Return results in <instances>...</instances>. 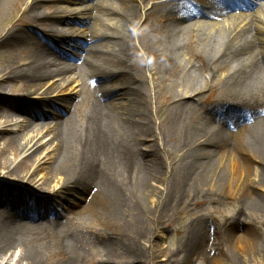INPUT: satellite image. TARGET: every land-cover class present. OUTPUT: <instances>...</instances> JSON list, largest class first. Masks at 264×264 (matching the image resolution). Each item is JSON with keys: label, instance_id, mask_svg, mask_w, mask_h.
Masks as SVG:
<instances>
[{"label": "rangeland", "instance_id": "obj_1", "mask_svg": "<svg viewBox=\"0 0 264 264\" xmlns=\"http://www.w3.org/2000/svg\"><path fill=\"white\" fill-rule=\"evenodd\" d=\"M30 1L4 0L5 5L0 7V79H5L12 72L19 74L27 63L23 59L29 57L30 53L26 52L27 47L23 41L18 40L19 36L25 34L39 40L43 45L47 44L43 41V36L48 32L45 29L46 22L37 21L32 15L29 5L33 2ZM101 2L100 9L94 13L96 20L93 22L83 18L86 17L83 9L91 5L92 0H72L66 4L67 7L56 11L51 10V7L59 4L60 0L50 5L42 1L36 9L49 17L51 11L55 17L73 12L70 18L63 17L64 21L59 24L67 36L65 39L76 37L80 38L79 44L89 43L87 34H73L77 29L85 33L89 28L93 35L102 34L98 37L101 39L96 41L102 42L104 46H98L101 54L97 60H100L98 64L102 71L108 69L107 62L110 54L112 55L111 51L121 44L113 39L118 38L124 42L127 35H131L134 50L129 53L128 64L123 70L128 71L130 63L134 65L136 74L145 84V92L140 93L139 98L132 88L130 92H133L134 96L130 94L127 100L112 101L117 94L104 99L105 104H117L116 110L129 113L139 98L142 101V109L148 114L146 126H149V131L152 130L145 136L136 139L131 136L128 139L130 145L132 144L128 146V153L132 155L136 152L141 157L135 168H120L116 171L112 169L113 172L106 178L109 186L116 187L115 191L125 207L115 210L114 215H111L110 211L102 213L107 215H102L89 209L83 210L89 203L87 199L84 205H80L84 202L78 196L69 197L60 190L56 195L49 193L57 182L52 171L48 169V158L53 147L51 128L56 121L54 115L62 113L59 118L69 119L74 132L78 134L85 127L88 115L95 111L92 91L97 87L96 78L90 79L88 76L90 64L85 49H75L68 53L69 56L82 55L81 60H78L79 65L73 62L79 66L80 71L73 73L71 83L63 87L65 92L59 93L57 90L49 96L53 98L58 94L61 96H56L57 98L67 99L70 108L64 110L65 112L61 110V106L52 105L50 110H46L44 118L12 114L10 121L3 124L6 119L5 111L11 112L13 104L26 97L24 81L10 82L11 87H8L5 93L11 103H0V131L3 132L0 135V214L8 212L13 216L17 215L19 221L13 236L22 249L36 251L39 264H134L131 263V248L135 244L143 249L141 252L144 257L140 264H228L231 260L235 261V264H264V208L250 205L252 200L251 203L259 202L264 206V164L255 163L249 155L244 158L240 154L231 153L232 155L221 160L219 168L228 175L230 163H233L232 159L235 158L236 174L228 175V181L219 189L212 182H207L200 188L190 189L187 179L193 154L219 152V146L222 145L220 138L227 137V142L230 138L228 134L233 133L237 137L240 128H249L264 119V92L259 97V104L253 108L241 111L230 108V105H233L230 97L235 98V95H231L226 89L225 82L230 81V87H243L245 84L241 80L238 81V77L229 71L235 65L234 61H224L215 70L214 77H209V70L203 68L199 58L208 62L212 46L208 44L205 47L203 42L193 41L182 50L180 56L175 57L173 51L169 50L167 56L173 59L172 63H168L164 57L167 52L166 44L161 43L165 40L160 33L164 30L165 35L170 36L178 30L185 32L194 25L197 29V26L209 29L208 27L215 25L219 28V24L226 20L223 10L229 4L233 7L227 15L232 16L231 18L238 17L234 20L237 25L247 17L242 15L254 12L255 7L261 5L262 1L248 3L240 0L238 3L235 0L234 4L238 5L235 6L230 0H218L212 3L219 4L214 9L216 16L208 14V3L201 2L204 5L203 13L184 19L180 15L191 12L193 7L202 10L203 5L197 0H134V4L138 6L137 22L127 26L117 37L110 35L113 25L118 22V19L116 22L111 15L113 10L110 9L116 1ZM159 5L162 8L155 12V7ZM23 8H27L25 13L21 12ZM263 10L261 15L264 18ZM209 17L212 19H208ZM230 19L228 22L232 24ZM116 32L120 33L119 30L114 33ZM191 32L195 34V29ZM191 32L187 31L185 35ZM199 33L200 31L197 34ZM10 34H15L16 38L11 40L12 35L8 38ZM185 38L179 36L177 41L183 45ZM5 39L6 42L3 41ZM26 44L30 45L31 42ZM259 51L264 52V48L259 47ZM174 57L177 62H174ZM62 60L72 63L69 59ZM188 60L191 63L195 61L196 65L193 75L188 73L191 75L189 78L185 76L186 70H180L187 65ZM119 72L120 70H115L114 74ZM251 73L258 78L259 86L263 88L264 68ZM245 75H250V71ZM78 78L81 82L78 80L77 83ZM158 80H161L160 87L156 85ZM55 81L57 83L60 79L54 77L50 83ZM197 87H201L203 92L191 96L189 90H195ZM101 89L104 91L105 88ZM49 101L51 100L47 102ZM103 109L105 110V107ZM106 111L111 114L109 110ZM16 114H19L18 111ZM225 116L228 124L221 121ZM29 126L32 131L24 132V138L37 136V139L42 141L38 153L31 159H27V153L20 150L17 142L9 139L14 133ZM201 129L208 131L212 136L210 140H204L207 144H202V140H194V131L199 132ZM118 133L123 134L124 131ZM214 137L217 140H214ZM151 152L157 155L156 159L148 160V154ZM236 156L240 157L243 163L238 161ZM46 159L47 162L44 163ZM153 162L157 163L160 180L147 177V173L153 168ZM12 171H16V174ZM31 173L35 177L33 182H29ZM144 181L153 194L147 199L145 207L136 214L131 211L129 202L131 198H137L132 187L137 183L143 184ZM93 186L89 189L95 191ZM123 186L125 188L121 190ZM58 189L57 186L56 190ZM5 190L9 193L32 192L44 198L48 208L34 206L33 202L29 204L31 207L17 206V214L16 210L6 211L3 209L4 204L10 201L3 195ZM66 208L69 210L65 211ZM36 210L43 214L39 215ZM24 222L28 224L25 225ZM140 229H143L142 234L137 233ZM7 258L8 261L12 260V257Z\"/></svg>", "mask_w": 264, "mask_h": 264}, {"label": "bare ground", "instance_id": "obj_2", "mask_svg": "<svg viewBox=\"0 0 264 264\" xmlns=\"http://www.w3.org/2000/svg\"><path fill=\"white\" fill-rule=\"evenodd\" d=\"M31 1L33 3L29 5V11L33 16H35L37 21L46 22L45 29L48 32H46L45 36H43V41L45 43H50V41L53 42L55 39H60V41L64 43L67 52L75 49H85L87 61L90 64L88 76L90 79L96 78L97 83V87H94L92 91V102L95 103L93 109H95V111L92 115H88V121L85 127L79 131L80 133L76 134V132H74L69 119L63 120L62 118H59L62 113H54L56 121L54 126L51 128V143L53 144V147L51 148L48 158L50 161L48 169L52 171L53 177L57 179V182L49 193L56 195L60 190L65 192V194L69 197L70 195L78 196L81 201L84 202L80 205H84L86 202L85 199H87V202L89 203L83 210L89 209L92 210L91 212L100 214L110 211V213H112L111 215H114L115 210H121L125 206L124 202H122L119 195L115 191L116 187H113V185L109 186V182H107L106 178L110 176V172H113L114 170L116 171L120 168L127 167L135 168V164L139 163L141 157L136 152H133L132 155L128 153V146L131 143L128 139L131 136L136 139L147 135L150 131L152 132L151 129L149 131V126H146V124H148V114L144 109H142V101L139 99V94L145 92V84L139 79L135 72L134 65H131V63L128 71L123 70L128 64L127 59L129 58V53L134 50V45L131 44V35H127L124 42L118 38L113 39L114 42H121V44L117 45L116 48L111 51L112 55L110 54V59L107 62L108 69L106 71H102L98 64V61L100 60H97L99 59V54H101V49L98 46L99 44L101 47L104 46L102 42H96L101 39L98 37L102 34L93 35L89 28L85 33H81L82 31L77 29L73 32V34H87V37H89L87 39L89 40V43L79 44L80 38L76 37L72 39H65L67 36H65L64 29L59 24L64 21L63 17H65V19L70 18L73 12L62 14L61 17H55L54 12L51 11V17H49L48 15H43L40 10L38 11L36 6L38 4L40 6V2L42 1L46 2L47 5H50V3L56 0ZM92 1L93 3L91 5L86 6L83 9V14L86 16L83 18L85 20H89V22L96 20V14L94 13L97 9H100V6L102 5L101 0ZM103 1H116L114 5L110 6V9L113 10L111 15L116 22L118 19V22L112 27L113 32L110 34L112 37H117V34H121L125 31L127 26H131L133 23L137 22L138 6L134 4V0ZM216 1L218 0H201V2L208 4H212ZM248 1L257 2V0ZM260 1H262L261 5H257L254 12L242 15L247 17L241 20L237 25L234 23V20H237L238 17L231 18L232 16L227 15L225 16L226 20L219 24V28L215 25L208 27L209 29L197 26L199 28L197 29L194 25L186 30V27L185 32H191L195 29V34L191 32L188 35H185V32L178 30L175 34L167 36L165 35L166 32L161 30L160 33L165 40L161 43L166 44L167 51L164 55L166 58L165 61L172 63L171 60L173 58L171 59L167 56L169 50H172L176 57L177 55L180 56L182 50L188 47L193 41L203 42L205 47L209 44L212 46L208 57L209 63L199 58L203 68L209 70L208 76L214 77L215 70L218 66H220L224 61L232 60L235 65L231 67L229 71L233 72V76L238 77V81L241 80L245 83L243 87H240L239 85L230 87L231 82H225L226 89L231 92V95H235V98L230 97V100L233 103V105L230 106L238 110L250 109L257 106L261 101L259 97L264 92V87L261 88L259 86L258 78L255 75H252L251 71L258 72L264 68V52L259 51V47L264 48V18L263 15H261L263 14L261 10L264 9V0ZM71 2L72 0H60V3L53 5L51 10L56 11L64 6L67 7L66 4ZM4 5V0H0V7ZM155 8L156 12L159 11L162 6L159 5ZM26 10L27 8H23L21 12L25 13ZM195 14L196 13L194 11L180 16H191ZM229 19L232 24L228 22ZM178 20L182 21L181 19ZM117 30H119L120 33L116 32L115 34L114 32ZM198 31H200L199 34H197ZM10 36L11 40L16 38L15 34H10L8 38ZM179 36L186 37L183 45L179 44L177 41ZM95 37L96 39L94 40ZM18 40L23 41L27 47L26 52H29L30 55L29 57L23 59V61H27V63L19 74L12 72L5 79H0V103L2 105H9L11 103L9 98H7L8 94L5 93V90L8 87H11L9 86V83L12 81H24L26 97L13 104V110H11L12 113L10 110L5 111L6 113H4V117L6 119L3 124L10 121L12 114L15 116H21L23 114L36 115V117L44 118L46 117V110H50L52 105L61 106L63 108L61 110L65 112L68 108H70L69 101L63 97L57 98L56 96H61L58 94L53 96V98L49 96L57 90H59V93L65 92V88L63 87L65 85V87H67L69 83H71L70 80L73 78L72 75H74L77 70L80 71L77 64L79 63L78 60H81L82 55L75 54L72 55V58H67L71 60V64L60 58L56 59L51 62L48 66L49 68L46 69V66L48 65L46 63L48 62L47 60H49L48 55H50L51 58L53 53L48 47H46V44L43 45L39 40L26 36L25 34L19 36ZM3 41L6 42L7 39ZM27 42H31V44L27 45ZM175 57L174 62H177ZM73 62H76L77 64L74 65ZM195 66V61L191 63L188 60L187 65H184V67L180 70H186L185 76L189 78L191 75L188 73L193 75ZM115 70H120V72L114 74ZM249 71L250 75H245ZM54 77L60 79V81L57 83L56 81L50 83V80ZM236 79L237 78H235V80ZM78 80L81 82V79L78 78L76 80L77 83ZM238 81L235 82V84H237ZM156 85L157 87H160L161 80H158ZM101 87L105 88L104 91H102ZM132 88L136 91V96L139 97L138 100L140 102L136 100L129 113H122L118 111V109L116 110L117 104L112 106L111 103H104V99L112 98V95L116 96V94L117 97L112 101L118 99L127 100L130 94L131 96H134L133 92H130ZM241 90L243 92H240ZM189 91L191 92L190 95L193 97L203 92L201 87H197L195 90L190 89ZM31 95L34 97H28ZM48 100L51 101L47 102ZM104 107L105 110L103 109ZM106 109L109 110L112 115L109 114ZM16 111H18L19 114H16ZM262 123H264V119L259 120L255 125L249 128H240L242 130L239 129L240 132L238 130L237 137H235L233 133H230L228 136L230 138L227 142L225 141L227 137L218 138L222 144L219 146L221 147V151L219 152L193 154L190 159V165L188 166L187 179L189 188H200L207 182H212L218 189L222 187L221 185L223 183L225 185L229 178L228 175L234 176V174H236V159H232L233 163H230V172L228 175L227 172H224L223 170L221 171L219 166L221 160H223L225 156L232 155L231 153L240 154L241 157L244 158L246 155H249L255 163L258 162L264 164V124ZM121 130L124 131L123 134L118 133V131ZM30 131H32L31 126L25 128L24 130H20L18 133H14V135L9 137V139L18 143L22 152L27 153V159L35 157L38 153L40 145L42 144V141L37 139V136H30L27 139L24 138L23 133H29ZM194 132V140L199 142L202 140V144H207V142L204 141L205 139L210 140L212 138L208 131L204 129H201L199 132ZM2 133L3 132L0 131V135ZM214 140H217V138L214 137ZM130 146H132V144ZM148 156V160L157 158V155L155 156V153L153 154L152 152L148 154ZM237 159L242 162L240 157H237ZM36 160L37 158L35 161ZM46 162L47 159L44 163ZM152 166V172H148L147 177L160 180L161 178L158 175L156 168L157 163H154ZM12 172L13 174H16V171ZM239 174L241 175L242 173ZM238 178L235 179L240 180ZM34 180L35 177L33 176V173H31L29 175V182H33ZM88 182L90 184H88ZM91 185H94L93 188L95 191L93 189H89ZM57 186L59 187L58 190H56ZM229 187H231V184ZM122 188L125 187H121V190H123ZM132 190L137 198H131V201H129L132 206L131 211L138 214L140 209L145 207L147 199L151 197L153 192L145 181L143 184H134ZM3 195L10 201L4 204L5 207L3 209L6 211L14 212L17 210V206L19 205H21V207L22 205L23 207H31L29 204H33V202L34 206L48 208L46 205L47 201L44 200V198L34 195L32 192L26 193L23 191H13L12 193H9L5 190ZM251 202L253 201L250 200V205H255L258 208H264V206L259 202ZM67 210H69V208L65 209V211ZM81 211L82 209L79 213ZM38 214L42 215L43 213L39 211ZM18 221L17 215L13 216L8 212L0 214V264H39V255L36 251L22 249L16 238L13 236L16 231ZM22 223L23 222H21L20 225H22ZM24 223L25 225L28 224L27 222ZM137 233L142 234L143 229L138 230ZM131 251V263L140 264L144 257L141 252L143 249H141L138 244H135L131 248ZM8 256L10 258L12 257V260L8 261ZM15 257L16 259L14 260L13 258ZM228 264H235V261L231 260Z\"/></svg>", "mask_w": 264, "mask_h": 264}]
</instances>
